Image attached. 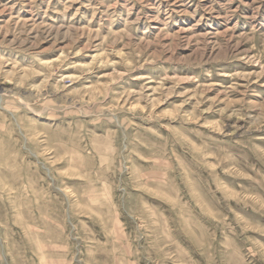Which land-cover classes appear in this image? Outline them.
<instances>
[{
	"label": "rangeland",
	"instance_id": "374dc122",
	"mask_svg": "<svg viewBox=\"0 0 264 264\" xmlns=\"http://www.w3.org/2000/svg\"><path fill=\"white\" fill-rule=\"evenodd\" d=\"M0 264H264V0H0Z\"/></svg>",
	"mask_w": 264,
	"mask_h": 264
}]
</instances>
